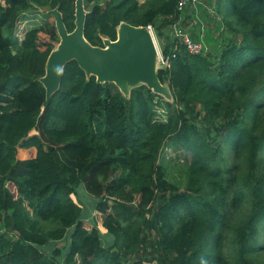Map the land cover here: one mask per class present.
Wrapping results in <instances>:
<instances>
[{"label": "trees", "instance_id": "trees-1", "mask_svg": "<svg viewBox=\"0 0 264 264\" xmlns=\"http://www.w3.org/2000/svg\"><path fill=\"white\" fill-rule=\"evenodd\" d=\"M142 1L83 0L84 38L102 48L122 23L152 27L175 55L158 72L172 103L144 86L124 98L71 62L44 106L59 43L48 12L72 33L76 0H0V264H264V0H215L221 46L200 55L167 35L177 0ZM40 9L43 26L19 40ZM166 143L184 153L183 179L160 164ZM79 187L101 227H84ZM70 230L65 254L43 252Z\"/></svg>", "mask_w": 264, "mask_h": 264}, {"label": "water", "instance_id": "water-1", "mask_svg": "<svg viewBox=\"0 0 264 264\" xmlns=\"http://www.w3.org/2000/svg\"><path fill=\"white\" fill-rule=\"evenodd\" d=\"M53 18L59 38L56 48L46 61L45 75L39 80L45 90L47 106L58 91L66 65L76 62L86 78L94 77L97 84L116 86L124 98L130 90L144 86L166 102L172 95L158 78V52L150 32L143 27L136 28L122 23L116 32V40H103V47H93L84 38L86 11L83 0L75 2V29L68 33L58 10L48 12Z\"/></svg>", "mask_w": 264, "mask_h": 264}, {"label": "rangeland", "instance_id": "rangeland-1", "mask_svg": "<svg viewBox=\"0 0 264 264\" xmlns=\"http://www.w3.org/2000/svg\"><path fill=\"white\" fill-rule=\"evenodd\" d=\"M138 1L141 3L143 2L142 0H138ZM206 4L212 6L210 2ZM199 11L203 12V8L199 7ZM44 12L45 10L40 9L37 12L25 14L24 17L20 19V21L17 24L16 37H18L19 40H21L25 32L43 26V24L46 21L44 17L45 14ZM188 12L189 11L187 9L184 12V14ZM182 25L184 26L183 29L188 30V32L189 30L190 31L192 30V33L194 35L202 36L203 38L202 43L204 47L207 49L208 53L210 54L217 53L218 48L221 46L223 31L221 25H219V22L216 19H214L212 15L208 14L206 16H203L204 34L201 33L199 28H196L195 24L192 23V19L191 21L189 20L184 21ZM154 35L156 37V44L158 45L159 48H161V46H163L162 40L159 37H157L156 32H154ZM159 109L160 108H158L159 114H162V116H164L163 113L164 111H161ZM159 161L162 166L165 167L169 166L170 177L183 179L182 173L185 169V162H186L183 152L174 150L169 146V143H166L164 149L161 152ZM9 188L11 189V187ZM77 192H78V199L83 203V207H84L82 214V218L84 220V227L87 230L91 229L92 223H90L89 221H91L92 218L95 219L98 226L101 227L103 216H101L100 214L94 211V207L98 202V200L85 193L83 187H79L77 189ZM70 233L71 230L68 232L66 239L56 243H51L49 244L48 247L43 248L42 249L43 252L49 254L53 249L61 248L62 249L61 255L65 254L68 246V236ZM100 239L103 247L109 246L111 241L110 236H104Z\"/></svg>", "mask_w": 264, "mask_h": 264}, {"label": "built area", "instance_id": "built-area-1", "mask_svg": "<svg viewBox=\"0 0 264 264\" xmlns=\"http://www.w3.org/2000/svg\"><path fill=\"white\" fill-rule=\"evenodd\" d=\"M199 7L203 8V12L199 11ZM188 9V13L184 14V12ZM176 11L178 14V21L167 31V35L171 39V42H178L181 46L185 47L187 52L190 55H200L202 53H206L207 49L204 47L202 43V36L199 37V41H194L191 38L192 30L188 32V30L183 29L182 25L184 21L189 20L195 24L196 28H199L201 33L204 34V25H203V14L209 13L212 15L221 25V20L218 16L215 15L213 11V6L207 5L204 0H177ZM150 34L152 35L153 41L156 45L158 57H157V65L160 68L168 69L171 65L172 60L175 58V55H163L161 48L156 44V37L154 35V30L152 27L146 28ZM175 51V50H174Z\"/></svg>", "mask_w": 264, "mask_h": 264}, {"label": "crops", "instance_id": "crops-1", "mask_svg": "<svg viewBox=\"0 0 264 264\" xmlns=\"http://www.w3.org/2000/svg\"><path fill=\"white\" fill-rule=\"evenodd\" d=\"M206 3L210 2L212 4V6L215 4V0H204Z\"/></svg>", "mask_w": 264, "mask_h": 264}]
</instances>
